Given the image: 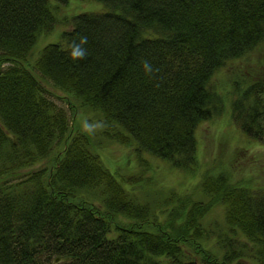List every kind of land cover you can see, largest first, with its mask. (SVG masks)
<instances>
[{
	"label": "trees",
	"instance_id": "trees-1",
	"mask_svg": "<svg viewBox=\"0 0 264 264\" xmlns=\"http://www.w3.org/2000/svg\"><path fill=\"white\" fill-rule=\"evenodd\" d=\"M97 1L107 10L75 15L33 57L55 22L48 0H0V264H264V189L221 175L205 180L211 203L141 201L46 86L138 156L190 174L197 127L222 108L213 78L264 45V0ZM236 85L233 121L264 144V79Z\"/></svg>",
	"mask_w": 264,
	"mask_h": 264
},
{
	"label": "rangeland",
	"instance_id": "rangeland-1",
	"mask_svg": "<svg viewBox=\"0 0 264 264\" xmlns=\"http://www.w3.org/2000/svg\"><path fill=\"white\" fill-rule=\"evenodd\" d=\"M48 4L55 22L51 31L44 33L35 43L31 51L33 57L37 56L46 44L61 41L62 33L71 29V19L75 15L84 12L101 13L107 10L106 6L97 0H67L65 3L48 0ZM263 77L264 45L256 47L241 59L230 62L215 75L212 86L223 102L222 108L212 119L202 122L197 127V165L190 174L148 154L138 156L127 139L112 138L114 132V130L111 132L112 126L108 133L101 130L99 116L95 112L87 110L84 113L74 110L72 105L68 104L69 100L65 93L50 85L46 86L58 104L72 110V126L75 129L79 124L82 128L88 126L96 135L98 154L109 171L117 177L132 174L133 180L136 181L134 190L139 200H144V190H150L149 199L152 204L160 197L164 200L163 197L171 192L182 197L195 196L202 202L211 203L215 199H208L210 192L202 193L205 180H215L221 175L227 179V187L241 182L264 189V144L249 139L240 131L233 121L231 105L233 98L237 96L234 94V84L239 86L241 93L242 89L260 82ZM84 114L87 117H83ZM141 185L148 187L141 189L139 188ZM170 211L171 209L168 211L169 214ZM219 212L220 208L215 207L210 214L218 215ZM167 215L168 213L162 220L172 216ZM178 220L175 219L176 222H179Z\"/></svg>",
	"mask_w": 264,
	"mask_h": 264
},
{
	"label": "clouds",
	"instance_id": "clouds-1",
	"mask_svg": "<svg viewBox=\"0 0 264 264\" xmlns=\"http://www.w3.org/2000/svg\"><path fill=\"white\" fill-rule=\"evenodd\" d=\"M83 39H84V42H86V38H83ZM75 55L82 57L84 55V50L81 49L79 52L75 53ZM144 67H146V68L149 67L147 62H144Z\"/></svg>",
	"mask_w": 264,
	"mask_h": 264
},
{
	"label": "water",
	"instance_id": "water-1",
	"mask_svg": "<svg viewBox=\"0 0 264 264\" xmlns=\"http://www.w3.org/2000/svg\"><path fill=\"white\" fill-rule=\"evenodd\" d=\"M68 260H69L68 257H65V258H56V259L54 260V263H59V262H62V261H68Z\"/></svg>",
	"mask_w": 264,
	"mask_h": 264
}]
</instances>
